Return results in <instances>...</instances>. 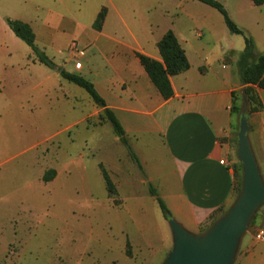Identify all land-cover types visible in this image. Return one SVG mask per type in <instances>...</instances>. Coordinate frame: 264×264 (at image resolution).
Segmentation results:
<instances>
[{"label": "rangeland", "instance_id": "rangeland-1", "mask_svg": "<svg viewBox=\"0 0 264 264\" xmlns=\"http://www.w3.org/2000/svg\"><path fill=\"white\" fill-rule=\"evenodd\" d=\"M114 1L130 27L149 22L161 32L176 24L178 40L188 50L184 35L191 37L190 44L206 45L194 31L201 26L207 27L206 38L216 33L209 43L228 35L245 41L228 29L216 8L198 0ZM220 1L254 39L257 51L264 52V4ZM105 2L47 0L54 21L44 28L39 46L46 44V53L72 70L79 60L87 66L93 63L101 73L110 69L117 56L111 58L100 43L85 49L82 58L74 53L84 49V40L96 28L99 9L105 12L99 29L104 26ZM20 5L6 2L14 8ZM113 22L125 27L118 20H111L109 27ZM29 53L22 39L0 32V76L8 79L0 95V264H161L172 246V234L149 191L150 186L157 188L158 180L147 178L158 172L147 173L132 160L103 108L83 87L56 74L44 93L38 79L55 69L43 63L38 67L44 70L34 67ZM4 64L9 66L6 71ZM236 96L241 113L242 95ZM101 166L117 185V194H109ZM51 169L56 175L45 181ZM157 192L161 197L162 191ZM257 215L264 216V206ZM254 230L255 225L243 242ZM255 259L249 264H264V259Z\"/></svg>", "mask_w": 264, "mask_h": 264}, {"label": "crops", "instance_id": "crops-1", "mask_svg": "<svg viewBox=\"0 0 264 264\" xmlns=\"http://www.w3.org/2000/svg\"><path fill=\"white\" fill-rule=\"evenodd\" d=\"M13 1L21 5L14 8L6 6L10 0H0V32L16 40L18 37L6 18L27 22L35 32L36 44L46 52L48 46L43 44L41 48L39 40L42 37L43 41L44 28L54 21L47 0ZM105 1L102 5L107 8L104 26L92 29L89 38L84 40L83 50L91 46L97 48L100 43L111 58L117 56L110 69L106 67L101 73L93 63L87 66L79 60L80 66L77 62L72 70L69 64L55 60L53 54L50 57L58 69L81 75L82 71L86 72L83 76L94 83L106 106L115 112L122 124L139 158L141 170L158 172L157 175L150 173L147 180H158L155 188L162 191L161 197L173 218L192 232H204L228 210L239 193L237 134L240 115L232 106L234 93H244L239 60L245 41L228 35L209 43L216 33L208 29L210 37L206 38V26L194 30L197 38L207 41L206 45L190 44L191 37L184 35L183 41L190 45V50L184 48L190 67L170 77L174 95L164 99L136 52L161 60L157 43L169 29L179 37L176 24L161 32L149 22L133 28L125 22L114 0ZM111 20H118L125 27L120 29L114 22L115 26L109 27ZM29 59L34 67L44 70L38 67V63H42L32 49ZM8 67L4 64L3 70ZM58 69L53 73L46 70L45 79H38L44 93L50 82L56 80L53 79L55 75L60 76ZM7 81L0 76V95ZM255 89L262 107L249 112V138L264 178V89L256 86ZM222 160L225 163H221ZM263 221L264 216L257 217L254 233ZM254 233L248 234L246 242L241 241L234 264L264 259V240H257Z\"/></svg>", "mask_w": 264, "mask_h": 264}, {"label": "trees", "instance_id": "trees-1", "mask_svg": "<svg viewBox=\"0 0 264 264\" xmlns=\"http://www.w3.org/2000/svg\"><path fill=\"white\" fill-rule=\"evenodd\" d=\"M205 4H208L216 8L224 17V21L228 29L232 33L242 34L245 40V49L239 60V69L241 75V82L244 85V93L248 102V112L258 110L262 107V103L257 95L255 86L264 89V52H258L254 39L247 35L242 28H240L236 22L231 18L229 12L220 0H198ZM256 6L264 4V0H251ZM105 12L104 9L98 14L95 26L97 29L101 27V23L104 20ZM8 26L12 29L15 35L22 39L31 49L36 59L52 69H58V66L53 59L36 44V35L32 26L19 19L6 18ZM161 60L152 58L140 52H136L140 63L146 70L153 84L156 86L160 94L164 99H168L174 95V90L170 81V77L179 74L190 67L189 60L187 58L185 49L182 47L178 40V37L173 30L169 29L157 43ZM60 76L72 82L78 86L83 87L89 95L92 97L94 102L103 107L104 117L110 121L113 131L118 136L119 140L127 147L128 153L132 160L141 168V164L138 156L131 148L127 139L125 130L117 118L115 112L106 106L105 100L97 91L94 83L88 78L81 74L69 72L65 69H61L59 72ZM237 94L234 93L233 98V111L239 113L240 107L237 104ZM242 111V109H241ZM241 115V113H239ZM102 167V166H101ZM103 177L110 195L117 194V185L112 179L110 173L102 167ZM237 173L239 176V187L238 192L242 186V165L240 162L237 164ZM56 175L54 169L45 172L43 179L49 181ZM150 194L154 196L164 212L165 218L168 220L172 218V213L169 210L167 204L162 197L159 196L156 188L150 186ZM258 215L256 214L251 226L252 227L257 221ZM215 222V221H214ZM128 249L127 254L131 255L130 243H127Z\"/></svg>", "mask_w": 264, "mask_h": 264}, {"label": "water", "instance_id": "water-1", "mask_svg": "<svg viewBox=\"0 0 264 264\" xmlns=\"http://www.w3.org/2000/svg\"><path fill=\"white\" fill-rule=\"evenodd\" d=\"M242 101L237 134L241 190L228 210L204 232H192L177 219H168L172 246L161 264H234L242 238L264 206V178L249 138V110L244 95Z\"/></svg>", "mask_w": 264, "mask_h": 264}, {"label": "built area", "instance_id": "built-area-1", "mask_svg": "<svg viewBox=\"0 0 264 264\" xmlns=\"http://www.w3.org/2000/svg\"><path fill=\"white\" fill-rule=\"evenodd\" d=\"M74 53L78 59L84 56V50L83 49H77L74 51ZM77 65L80 66V63L78 62ZM221 163H225V161L222 160ZM254 237L257 240H264V221L262 222V224L260 226L257 227V229L254 233Z\"/></svg>", "mask_w": 264, "mask_h": 264}]
</instances>
